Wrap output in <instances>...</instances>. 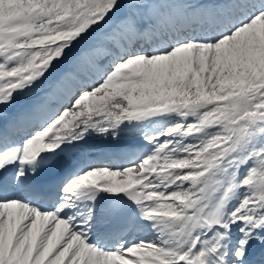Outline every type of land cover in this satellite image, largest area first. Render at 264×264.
I'll list each match as a JSON object with an SVG mask.
<instances>
[{"label": "snow or ice", "instance_id": "snow-or-ice-1", "mask_svg": "<svg viewBox=\"0 0 264 264\" xmlns=\"http://www.w3.org/2000/svg\"><path fill=\"white\" fill-rule=\"evenodd\" d=\"M0 264H264V0H0Z\"/></svg>", "mask_w": 264, "mask_h": 264}, {"label": "bare ground", "instance_id": "bare-ground-1", "mask_svg": "<svg viewBox=\"0 0 264 264\" xmlns=\"http://www.w3.org/2000/svg\"><path fill=\"white\" fill-rule=\"evenodd\" d=\"M31 97V98H30ZM25 98H30V99H27L26 101L23 100ZM36 100V97L35 96H26V97H21L18 104L16 105V107L14 109H12L11 111H15L17 109H20L28 104H31L33 103L34 101Z\"/></svg>", "mask_w": 264, "mask_h": 264}, {"label": "rangeland", "instance_id": "rangeland-1", "mask_svg": "<svg viewBox=\"0 0 264 264\" xmlns=\"http://www.w3.org/2000/svg\"><path fill=\"white\" fill-rule=\"evenodd\" d=\"M30 98H31V97H30ZM30 98H25V99H23V100H25V101H26L27 99H30Z\"/></svg>", "mask_w": 264, "mask_h": 264}]
</instances>
